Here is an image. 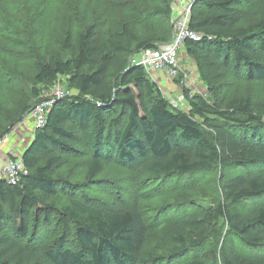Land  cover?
Here are the masks:
<instances>
[{"label":"trees","instance_id":"trees-1","mask_svg":"<svg viewBox=\"0 0 264 264\" xmlns=\"http://www.w3.org/2000/svg\"><path fill=\"white\" fill-rule=\"evenodd\" d=\"M171 2L157 7L158 12L171 16ZM241 2L201 0L193 6L190 28L204 36L200 41L185 40L183 49L194 58L205 82L210 73L203 61L213 65L210 71L243 67L250 78L264 79V0L253 1L246 10L240 8ZM119 27L134 48L102 39L91 24L75 40L69 29L63 32L60 45L72 51L68 59H37V83L65 76L72 92L48 110L45 126L35 129L21 155L27 175L16 185L0 179V264H26L36 256L38 264H150L162 259L149 249V226L138 208L112 210L76 197L55 204L60 182L54 168L60 155L53 148L87 147L89 179L112 162L140 177L159 178L218 165H264V136L258 135L264 130V104L256 114L248 97L227 103L194 93L187 112L173 107L142 66L129 59L112 67L116 52L129 50L133 55L169 41L172 27L170 35L160 39L138 38L124 23ZM34 93L38 96L39 91ZM29 110L23 106L20 116ZM235 128L244 132L237 134ZM222 190L224 202L204 212L197 228L170 230V256L180 255L188 246L201 247L209 227L224 217L248 254L230 248L222 251L219 261L210 249L182 264H264V254L256 252L264 250V168L229 176ZM242 199H254V208L235 220L230 206ZM33 217L45 224L53 218L55 227L54 236L38 246L28 244Z\"/></svg>","mask_w":264,"mask_h":264},{"label":"rangeland","instance_id":"rangeland-1","mask_svg":"<svg viewBox=\"0 0 264 264\" xmlns=\"http://www.w3.org/2000/svg\"><path fill=\"white\" fill-rule=\"evenodd\" d=\"M167 1L0 0V137L3 138L0 148L7 150L11 143L16 144L19 151L26 148L30 141L28 126L35 132L29 115L31 108L40 98L48 95L54 85L71 90L66 87L65 76H58L55 81L43 84L35 80L37 59L50 60L58 56L64 60L71 57L72 51L60 45L65 30L69 29L75 40L79 31L93 24L102 39L118 40L132 49L135 43L122 34L119 23L128 25L138 38H167L171 33L172 15L167 16L157 10V7H165ZM253 1L242 0L240 8L248 9ZM133 55L129 54V50L116 52L112 67L115 68L117 63H127ZM178 66L175 78L169 77L163 70H154L161 75L159 84L163 88L171 84L168 88L170 90L163 94L169 103L191 88L196 93L202 92L211 101L224 98L228 103L248 97L253 111L256 114L261 112L264 104V79L250 78L247 69L240 67L237 71L215 72L210 71L212 64L203 61L204 70L210 73L209 82H205L199 75L194 58L185 49L180 52ZM34 89L39 91L38 96ZM25 105L30 110L20 116ZM179 109L187 112V102L182 101ZM235 130L237 134L244 132L240 128ZM76 135L82 138L80 133ZM258 135L264 136V130ZM3 151L0 152V163L3 156L9 155ZM53 151L60 155L54 168V176L60 182L53 197L55 204L61 206L76 197L112 210L138 208L149 226V249L162 256L161 260L150 264H182L198 258L202 252L210 249L216 252L219 261L222 251L230 248L248 254L249 251L224 217H219L209 227L208 236L201 247L194 249L188 246L186 251L175 257L170 256L173 245L169 232L175 228L185 231L197 228L200 225L199 217L204 212L209 211L217 202H224V179L251 172L252 169H262L264 165L249 168L218 165L198 172L159 178L140 177L136 171L112 162L97 177L89 179L86 165L91 151L87 147L75 146L66 151L53 148ZM254 202V199H242L230 206L231 212L237 215L235 220L247 216L253 210ZM52 219L45 224L33 217L30 224L32 239H28V244L38 246L44 238L54 236ZM256 252L264 254L262 249H256ZM25 263L38 264L39 258L26 259Z\"/></svg>","mask_w":264,"mask_h":264},{"label":"built area","instance_id":"built-area-1","mask_svg":"<svg viewBox=\"0 0 264 264\" xmlns=\"http://www.w3.org/2000/svg\"><path fill=\"white\" fill-rule=\"evenodd\" d=\"M199 1L201 0H172V38L169 41L160 42L154 47L143 48L133 55L131 63L142 66L149 76L154 70H163L166 75L175 78L179 68L180 52L185 40L200 41L204 36L203 33L191 29L189 25L193 6ZM208 38L212 37L208 36ZM71 92L61 85H54L48 95L40 98L29 111L34 129L44 127L48 110L58 100L70 95ZM194 93L196 92L193 89L188 88L185 93L182 92L172 99L170 104L179 108L182 101L188 102V98ZM2 142L3 138H0V145ZM27 173L28 169L24 166L21 158H16L11 154L3 156L0 163V179L9 185H16Z\"/></svg>","mask_w":264,"mask_h":264},{"label":"crops","instance_id":"crops-1","mask_svg":"<svg viewBox=\"0 0 264 264\" xmlns=\"http://www.w3.org/2000/svg\"><path fill=\"white\" fill-rule=\"evenodd\" d=\"M158 72V71H157ZM157 72L155 73V71H152L151 72V75L149 76L150 77V79L151 80H153L157 85H158V87L160 88V90L163 92V94H164V92L166 93L167 91H169L168 90V88H170V85L167 87L166 86V88H163L159 83L161 82V75H158L157 74ZM164 73V72H163ZM164 74H162V76H163ZM171 90H172V88H171ZM165 95V94H164ZM187 104H188V102H187ZM27 129H29L28 130V133H29V137H30V141H29V143H28V145L30 144V142L32 141V138H33V135H34V130H33V128L32 127H29L28 126V128ZM27 145V146H28ZM3 146V145H2ZM6 146H8V145H6ZM27 146H26V148H27ZM3 147H1L0 148V152H2L4 149H2ZM4 148H6V147H4ZM8 148V147H7ZM26 148H24V149H22V150H20L19 151V147L16 145V144H10L9 145V148L7 149V150H4L3 152H5L6 151V154H13L12 156H18V158H21V155H22V153L24 152V150L26 149ZM17 158V157H16Z\"/></svg>","mask_w":264,"mask_h":264}]
</instances>
